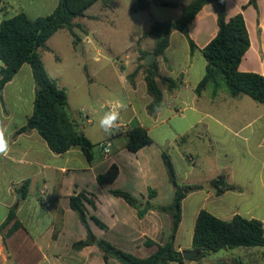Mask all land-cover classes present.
I'll return each mask as SVG.
<instances>
[{"label": "crops", "instance_id": "crops-1", "mask_svg": "<svg viewBox=\"0 0 264 264\" xmlns=\"http://www.w3.org/2000/svg\"><path fill=\"white\" fill-rule=\"evenodd\" d=\"M224 2L228 18L243 14L250 36V48L242 58L239 71L264 76V0H258L257 7L248 5L249 0ZM58 3L59 0H3L0 22L20 12L35 20L52 13ZM93 33H86L89 43L91 40L88 35ZM217 33V13L213 4L205 5L190 25L189 35L197 46L193 54L185 35L172 29L165 56L156 59L158 72L164 78L182 75L184 84L173 93L163 89V105L155 115L147 111L152 98L147 92L143 72H139L135 87L127 79V75L135 69V63L132 70L128 66L120 70L123 80L119 82L118 94L124 107L117 128L94 141L86 126L73 117L81 131L94 144H100L97 150L94 149L92 163H89L79 147H73L64 154H55L36 130L18 132L33 113L36 92L30 65L26 63L22 66L0 96V120L9 128L11 146L9 154L0 157V224L15 205L17 217L22 223V227L10 237L4 236L7 229L0 235V264H122L115 258L106 260L97 245L74 248L76 242L87 238L86 228L70 206V197L80 192L93 202L86 203L88 217L96 216L107 226L101 228L89 219L97 238L105 239L137 257L150 256L158 245H163L169 239L172 225L170 216L149 210L140 217L136 208L121 197L114 196L111 190L127 191L154 205L170 204L174 187L162 157L164 150L171 156L180 182L202 186V189L190 193L182 202V221L175 238L178 251L195 250L194 227L201 209L222 220H231L235 215L257 219L264 227V108L257 106L250 116L248 110L240 106L243 95L233 98L226 92H220L213 98L208 92L201 96L195 93L207 66L202 49ZM141 35L131 46H136ZM140 48L146 50L143 44ZM152 49L148 51L152 53ZM135 55L136 59L138 56ZM109 95L108 98L113 97L110 92ZM69 102L68 95V108ZM136 123L147 130L153 143L133 153L126 147L125 133ZM200 125L206 129L205 134L210 131L217 134L214 140L211 136L221 154L216 161L224 165L210 169L207 175L193 176L198 164L193 155L187 153V145L193 136L191 132ZM184 136L186 140L180 143L179 139ZM106 143L110 145L109 154L101 147V144ZM237 160L243 163L242 169L248 170L242 181L237 178L235 170L227 171L230 170V164H235ZM112 164L119 167L117 179L101 185L98 175L106 172ZM180 165L186 168L184 175L178 171ZM256 168L259 174L255 181L250 177V171ZM222 174L230 184L241 190H228L217 195L212 181ZM25 180H30V185L23 198L15 187ZM207 184L211 186L207 187ZM150 189L156 191L152 198L149 197ZM52 200L57 202L55 208L51 206ZM186 220L190 223V233L185 231L183 234L182 227ZM56 228L59 231L55 235ZM146 240H152L154 245L147 246ZM222 251L226 254L170 264H234L232 258L244 256V252L234 256L227 249Z\"/></svg>", "mask_w": 264, "mask_h": 264}, {"label": "trees", "instance_id": "trees-1", "mask_svg": "<svg viewBox=\"0 0 264 264\" xmlns=\"http://www.w3.org/2000/svg\"><path fill=\"white\" fill-rule=\"evenodd\" d=\"M100 0H59L55 10L46 16L31 20L24 12H20L11 18L0 22V96L8 82L20 71L24 64H29L32 69L36 84L35 101L32 115L25 126L18 132L36 130L46 141L50 150L55 154H64L73 147H79L89 163L94 161V149L100 144H94L80 129L79 124L73 118L68 108V93L61 87L57 80L47 71L42 59V50H49L47 42L59 30L66 29L79 42L80 38L75 33L78 24L77 18L83 17L85 11ZM104 1V0H103ZM3 0H0V6ZM219 3L220 6H216ZM258 0H249L248 5L257 7ZM208 4H213L217 13L218 33L202 49L207 61L206 72L203 79L195 88V93L201 96L205 91H210L211 97H216L220 92H226L235 98L247 95L259 104L264 105V76L255 72H241L239 65L243 56L250 48V36L242 13L228 18L224 0H191L182 6L181 15L171 23L155 21L142 37L153 36L155 38L152 52L157 57H164L170 44V34L173 29L185 35L189 42L191 54L197 49L196 44L190 38L189 28L199 13ZM162 6L176 7L174 2H160ZM150 6L148 0H137L131 7L133 12L147 9ZM245 7V6H244ZM141 37L136 46L140 53L139 59L145 61L150 53L139 46ZM157 61L150 66L138 64L127 75L132 87L136 86V78L142 71L147 85V92L152 100L147 106V111L155 115L163 105V89L173 93L179 90L183 84V76L177 78H164L159 73L152 77L154 71H158ZM126 147L136 153L140 149L153 143V139L147 130L140 124H133L125 133ZM186 140V136L179 139L180 143ZM162 157L170 182L174 187V197L168 205H154L150 201H143L133 194L115 189L111 193L121 197L129 205L136 208L138 215L143 217L149 210L166 213L171 218V233L169 239L158 245L157 250L145 258L137 257L125 252L105 239L97 238L92 232L89 219L101 228L107 226L96 216L88 217L86 203L93 202L83 193L70 197V206L77 212L82 224L87 230V238L74 244L75 249H81L88 245H97L106 260L115 258L122 264H170L171 262L184 263L186 260L182 252L175 246L176 233L182 221V202L190 193L202 189L200 185L184 184L178 180L174 163L167 151H163ZM119 175V167L112 164L109 169L98 175L101 185L114 182ZM30 180H25L16 186L15 190L22 194L23 198L28 193ZM217 195L228 190H241L230 184L225 175L212 181ZM156 195V191L149 190V197ZM52 207L57 206L56 200H52ZM62 213V212H61ZM22 223L17 217V208L11 207L6 219L0 224V235L7 229L4 236L10 237ZM59 231L56 228L55 235ZM147 246L154 245L152 240H146ZM238 247L260 249L264 258V227L257 219H247L241 215H235L231 220H222L209 211L201 209L198 213L193 234V248L199 251L198 259L207 257L222 249H235ZM235 264H250L242 258H235Z\"/></svg>", "mask_w": 264, "mask_h": 264}, {"label": "rangeland", "instance_id": "rangeland-1", "mask_svg": "<svg viewBox=\"0 0 264 264\" xmlns=\"http://www.w3.org/2000/svg\"><path fill=\"white\" fill-rule=\"evenodd\" d=\"M149 1L151 3L149 9L138 10L137 12H133L131 9L137 0L97 1L86 10L85 17L75 20L78 24L76 33L80 35L81 42L76 43L75 38L66 29H62L47 42L50 49L42 51V58L47 71L61 87L67 89L70 97V113L80 124L86 126L88 133H92L94 141H98L100 137L106 134L99 127V119L110 107L117 102L120 103L119 82L123 80L120 78V70H124L127 66L129 70H132L133 64L137 63L138 65L146 62V59L145 61L139 59L140 53H138L137 46L131 45L136 42L139 35L152 26L154 21H164L169 24L178 19L181 15L182 6L190 0ZM160 2H174L177 6H162ZM169 28L173 29L171 26ZM91 31L94 33L88 35L91 40L89 43L86 33ZM140 37L139 46L143 44L147 51L154 48L155 38L153 36L142 37L141 35ZM79 44L83 45L84 50H79ZM135 54L138 56L136 59ZM109 92L113 97L108 98ZM205 92L210 94L209 90ZM104 96L107 97V100ZM243 96L244 100L239 101L240 106L246 108L250 116L255 112L257 106L264 108V105L257 103L251 97ZM87 120L91 124L87 123ZM204 130L206 129H203L202 125L196 127L191 132L193 136L187 145V153L192 154L198 164L193 176L207 175L210 173V169H217L220 165H224L216 161L217 157H221V154L219 147L213 144L211 136L214 140L217 134L210 130L211 134L210 132L205 134ZM97 149L98 146L95 150ZM242 164L240 160H237L235 164H230L235 169H231L230 166V170H227L230 172L235 170L240 181L248 171L242 169ZM178 171L184 175L186 168L180 165ZM258 174V168L250 171V177L255 181L258 180ZM189 224V221L186 220L182 227L183 234L185 231L190 233ZM227 252L234 256L244 252V256L241 257L243 260L250 264H264L260 249L238 247ZM224 254L226 253L221 250L211 255L216 257ZM235 258H232L234 264Z\"/></svg>", "mask_w": 264, "mask_h": 264}, {"label": "clouds", "instance_id": "clouds-1", "mask_svg": "<svg viewBox=\"0 0 264 264\" xmlns=\"http://www.w3.org/2000/svg\"><path fill=\"white\" fill-rule=\"evenodd\" d=\"M124 107L121 103H116L109 108L108 111L99 119V127L105 133H111V131L118 127V121L120 120V112ZM9 128L5 125L3 120H0V157H6L11 151L9 142Z\"/></svg>", "mask_w": 264, "mask_h": 264}, {"label": "water", "instance_id": "water-1", "mask_svg": "<svg viewBox=\"0 0 264 264\" xmlns=\"http://www.w3.org/2000/svg\"><path fill=\"white\" fill-rule=\"evenodd\" d=\"M216 6H220L219 3L216 4ZM171 28H173V25H171ZM78 48L79 50H82V45L79 44L78 45ZM156 59H157V56L152 52V53H149L147 56H146V65L147 66H150L152 65L153 63L156 62ZM158 75V71H154L152 73V77L156 78ZM208 185V184H207ZM22 195H20L21 197ZM15 208H17V205H15ZM182 254H183V257L185 258V260H191V259H194V258H197L199 256V251L197 250H185V251H182Z\"/></svg>", "mask_w": 264, "mask_h": 264}, {"label": "built area", "instance_id": "built-area-1", "mask_svg": "<svg viewBox=\"0 0 264 264\" xmlns=\"http://www.w3.org/2000/svg\"><path fill=\"white\" fill-rule=\"evenodd\" d=\"M109 146H110L109 143L101 144V147H103V150L105 151L106 154L110 153Z\"/></svg>", "mask_w": 264, "mask_h": 264}]
</instances>
